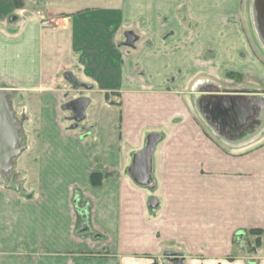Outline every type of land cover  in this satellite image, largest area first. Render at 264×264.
<instances>
[{"label": "crops", "instance_id": "1", "mask_svg": "<svg viewBox=\"0 0 264 264\" xmlns=\"http://www.w3.org/2000/svg\"><path fill=\"white\" fill-rule=\"evenodd\" d=\"M11 1L0 7V88L21 121L24 149L9 172L0 170V264H150L161 252L180 254L183 264H244L234 236L264 233V89L210 85L206 53L214 46L219 69L264 83V0H188L201 25L181 49L159 42L160 20L176 17L178 0H138L133 10L124 0L99 70L95 57H80L95 50L86 16L110 18L112 8L60 0V17L42 24L28 0ZM209 1H219L211 12ZM136 24L153 42L136 57L148 85L132 72L129 51L114 47ZM178 58L185 87L200 81L195 91L169 82ZM66 71L90 86L86 94L73 95ZM80 97L89 103L75 122L62 106ZM151 134L159 139L148 180L138 183L130 171ZM166 139L170 152L162 151Z\"/></svg>", "mask_w": 264, "mask_h": 264}, {"label": "rangeland", "instance_id": "2", "mask_svg": "<svg viewBox=\"0 0 264 264\" xmlns=\"http://www.w3.org/2000/svg\"><path fill=\"white\" fill-rule=\"evenodd\" d=\"M3 1L5 0H0V7H3ZM29 1V5L32 8V10H35L36 12H40L43 15L42 16V24H51L49 23L47 20H49L50 18L54 17H60L61 13L59 11L60 9V0H28ZM75 1V5L72 7H84L82 5H89L93 8H112L111 9V16L109 17H105L103 14L100 13H93L90 16H86L87 21L85 24H88V22H91V25L93 28H95V33H94V40H95V50L94 49H87L85 50L83 53H81L82 55H80V57L82 59H86L88 56L89 57H95L96 63L98 65V68L96 69H100L102 66H104V64H102L106 59L105 54L107 51V46H106V39L104 38L106 35L109 36V33H112L111 35L114 34V32L116 31V29L121 27V21H122V16H123V7H124V0H111L112 4L111 6H109V0H74ZM10 2L12 3V1L10 0ZM87 4H86V3ZM138 0H131V4H132V10L133 8H136L138 5ZM90 3V4H89ZM219 1H209L210 4V12L213 10L215 4L218 5ZM26 8V6H25ZM59 8V9H58ZM28 9V8H27ZM30 9V8H29ZM188 9V0H178L177 3V14L176 17H171L172 19H169L170 17L168 15H165L161 18L160 22L161 25L160 26H165L164 31L160 34V38H159V42L160 43H166V45H168L167 43L170 41H176L178 48L177 49H181L184 44L185 41H190L191 37L190 34H192L193 36H195L193 39H195L197 36V31L201 25V18L200 16H190L187 13ZM43 11V12H42ZM109 14V13H107ZM210 14V13H209ZM211 16V14L209 15V17ZM208 17V18H209ZM220 17L222 16H218L217 17H210L209 22L211 21V19L215 20L217 23H219L220 21ZM107 19V24L108 26L104 27V22ZM176 19V21H175ZM52 22V20H50ZM176 23V24H175ZM56 24H58V21L56 22ZM215 23H209V25H214ZM126 27H132V30H128L126 32L131 33L132 35H136V37H140L139 39L137 38L134 41V46H128L123 44L126 41L125 38V33H121L120 34V39H118V43L115 44V48H117V45H121L124 49L129 51L130 57L133 56V58H131L130 60V67L132 69V72L136 75L137 78L141 79V75H145L144 69L142 67V65L139 64V61H137V55L139 56L142 53V49L145 47H149L152 45V39L151 36L147 35V34H142L139 31L140 25L136 24V26H126ZM185 29H188L190 31H186ZM105 30H107V34L105 32ZM210 39H214L215 35L217 34H210ZM144 39V41H142ZM157 40V39H156ZM139 41V42H138ZM181 43V44H180ZM143 44V45H142ZM182 46V47H181ZM181 47V48H180ZM114 48V50H115ZM183 50V49H182ZM182 50H178V51H182ZM116 51V50H115ZM137 51V52H135ZM218 51V50H217ZM135 52V53H134ZM242 53V52H241ZM240 53V54H241ZM206 55L208 56V60H209V83L210 85H217V87H220V89L226 88V89H233V88H257V89H264V83L261 79H259L258 77H256L254 74H242V73H238V72H232L230 70H222L219 69L218 65H217V61H216V49L213 46V48L210 46V48L208 49ZM86 57V58H85ZM185 59L182 58H178L177 60V64H175L176 69L174 71V73L171 75V77L169 78V82L173 83L174 81L177 84V89L178 92H182L183 94L186 91H195L198 87H197V83L200 82L199 80H194L192 82V85L188 88L185 87L184 85V79H185V72L183 70V67H185L186 65H184ZM200 64V63H198ZM184 65V66H183ZM183 66V67H182ZM168 69V68H166ZM172 69L171 71H173L174 67L171 66ZM93 72H95V69L93 70ZM96 73V72H95ZM144 73V74H143ZM145 77V85L147 83V79H146V75ZM110 83V82H108ZM111 84V83H110ZM69 88L71 89V91H73V95L75 94H86V90H83L81 88H76L73 85H69ZM193 110V118L197 119L199 122L200 117L198 116L197 112L195 111V108L192 109ZM62 111L64 113H67L68 115L71 114V112L67 109H62ZM17 116V114H15ZM186 114H184L183 116H185ZM86 114L84 115V118L82 120H85ZM180 116V112H178L176 114L175 118L176 119V125L177 127L174 128V131L176 132V137H181L183 136V130L185 128V123L183 124V126H180L179 123L182 122V117L181 119L178 117ZM72 121L77 122L76 120H74L73 118H71ZM82 120H80L79 122H81ZM209 132V137L211 138H215L217 139L216 135L212 132L211 129L208 130ZM182 134V135H181ZM164 136L169 137V136H173V134L170 135H165ZM211 141V140H210ZM171 141H169V139L162 141V151H172L173 149V145H171L170 143ZM178 144H180L178 142ZM181 145L177 146L178 149ZM11 176L7 175L6 176V180H9ZM255 235V236H254ZM263 236L264 233L261 230L258 229H247L244 231V236L240 235L239 237L237 235L234 236V240H232V245L233 247H238L239 251H237V257L240 255L241 260L244 262V264H262V253L261 250L264 249V240H263ZM238 238V239H237ZM238 243V244H237ZM236 250V249H235ZM241 250V253H240ZM186 254L185 251H182ZM163 252H161V254L158 257H155L154 259H152V261L150 262V264H170L169 259L167 258V256H163L162 254ZM264 256V255H263Z\"/></svg>", "mask_w": 264, "mask_h": 264}, {"label": "water", "instance_id": "3", "mask_svg": "<svg viewBox=\"0 0 264 264\" xmlns=\"http://www.w3.org/2000/svg\"><path fill=\"white\" fill-rule=\"evenodd\" d=\"M125 38L126 41L123 44L134 46V41L137 39L136 35L126 32ZM64 78L75 87H90L81 82L70 71L64 73ZM8 96L9 91L5 88H0V170L5 173L9 172L12 167L11 160L24 149L22 136L20 135L22 124L21 121H17L13 110L10 108ZM88 103V98L80 97L64 103L62 108L69 110L71 112V118L79 122L84 118L85 108ZM158 139V135L151 134L148 137L146 149L142 153L135 155V166L130 171V175L134 181L138 183L147 182L149 154L152 146L158 141ZM13 179V176L9 178L8 186H13ZM165 255L169 259L170 264H183V257L180 254L166 252Z\"/></svg>", "mask_w": 264, "mask_h": 264}, {"label": "trees", "instance_id": "4", "mask_svg": "<svg viewBox=\"0 0 264 264\" xmlns=\"http://www.w3.org/2000/svg\"><path fill=\"white\" fill-rule=\"evenodd\" d=\"M14 3L19 6L20 4H22V0H14Z\"/></svg>", "mask_w": 264, "mask_h": 264}, {"label": "flooded vegetation", "instance_id": "5", "mask_svg": "<svg viewBox=\"0 0 264 264\" xmlns=\"http://www.w3.org/2000/svg\"><path fill=\"white\" fill-rule=\"evenodd\" d=\"M78 88H81V89H86V87L82 86V87H78Z\"/></svg>", "mask_w": 264, "mask_h": 264}]
</instances>
